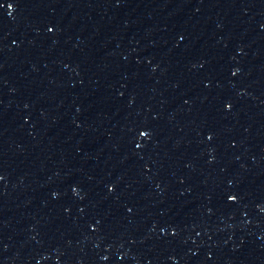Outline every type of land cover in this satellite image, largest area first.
Segmentation results:
<instances>
[{
    "label": "water",
    "instance_id": "95a60500",
    "mask_svg": "<svg viewBox=\"0 0 264 264\" xmlns=\"http://www.w3.org/2000/svg\"><path fill=\"white\" fill-rule=\"evenodd\" d=\"M0 264H207L0 171Z\"/></svg>",
    "mask_w": 264,
    "mask_h": 264
}]
</instances>
